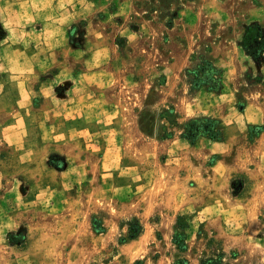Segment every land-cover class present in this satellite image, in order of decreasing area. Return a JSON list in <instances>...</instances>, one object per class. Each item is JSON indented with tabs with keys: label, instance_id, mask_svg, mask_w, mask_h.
I'll return each instance as SVG.
<instances>
[{
	"label": "rangeland",
	"instance_id": "rangeland-1",
	"mask_svg": "<svg viewBox=\"0 0 264 264\" xmlns=\"http://www.w3.org/2000/svg\"><path fill=\"white\" fill-rule=\"evenodd\" d=\"M44 1L0 0V264H264V0Z\"/></svg>",
	"mask_w": 264,
	"mask_h": 264
},
{
	"label": "crops",
	"instance_id": "crops-1",
	"mask_svg": "<svg viewBox=\"0 0 264 264\" xmlns=\"http://www.w3.org/2000/svg\"><path fill=\"white\" fill-rule=\"evenodd\" d=\"M108 1L107 0H45L44 1V6L49 9V12H51L53 15L49 14L47 19L45 20V23H51L53 22L54 19H58L61 15V13H64L66 9L68 8H72V9H77V14L79 15H84L86 13V9L87 10H92L91 13H97V8L99 10L108 7L109 4H107ZM119 6L121 7H127L126 5H129V0H121V2L118 3ZM93 38L96 39L98 38L97 36H99L100 34L98 33H93ZM62 51L64 52L65 55L67 56H72L74 58H78V53L76 52V50L72 49V48H64L62 49ZM95 51V50H94ZM64 63V62H63ZM62 63V65L60 66V68L62 67V69L60 70V73H64L65 70H68V68ZM100 65V64H99ZM97 66V65H96ZM89 67V72L90 71H96L97 67ZM74 75L76 72H72ZM59 77H61V74H59ZM49 84H52V82H48L47 86ZM74 84V83H73ZM80 84V81H79ZM24 85V83H23ZM44 85L42 84V87ZM58 86V85H57ZM65 86V85H63ZM46 87V86H45ZM112 123L111 122H105V126H110Z\"/></svg>",
	"mask_w": 264,
	"mask_h": 264
},
{
	"label": "trees",
	"instance_id": "trees-1",
	"mask_svg": "<svg viewBox=\"0 0 264 264\" xmlns=\"http://www.w3.org/2000/svg\"><path fill=\"white\" fill-rule=\"evenodd\" d=\"M243 42L245 43V46H249L251 45L253 42H258L260 44V51L262 49V47L264 46V35L261 33L259 27H256V28H252V27H248L245 31V35H244V39H243ZM212 69H209V68H205V66H203L201 68V71L199 70V75L201 76V78H205L203 77V74H209V76L212 75ZM197 84H204L206 85V81L204 80H198L197 81Z\"/></svg>",
	"mask_w": 264,
	"mask_h": 264
}]
</instances>
